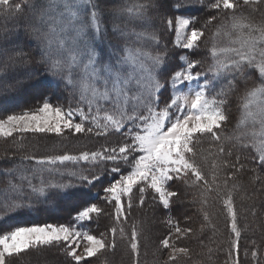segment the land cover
Returning <instances> with one entry per match:
<instances>
[{"label": "snow or ice", "instance_id": "snow-or-ice-1", "mask_svg": "<svg viewBox=\"0 0 264 264\" xmlns=\"http://www.w3.org/2000/svg\"><path fill=\"white\" fill-rule=\"evenodd\" d=\"M159 2L135 0L112 10L117 19L126 18L123 27L113 23V31L125 40L123 46H114L117 58L113 61L105 60L95 45V40L107 31L104 9L97 0H24L36 22L32 31L39 41L46 70L53 77H59L65 87H71L78 101L74 109L65 110L44 102L35 111L7 115L6 119H0V137H11L17 132L61 136L68 130L105 137L110 133L118 134L120 139L116 146H105L99 151L21 157V166L7 173L9 178L0 188V209L12 214L28 207L34 198L46 197L51 189L67 193L76 186L70 182L45 181V172L66 174L79 184L91 185L102 178L100 173L89 170L86 175L79 169L65 173L60 166L111 162L109 172L115 175L103 191L105 203L111 205L112 211L106 214L113 220V226L99 235L72 224L16 226L0 233V264H10L9 258L30 248L51 246L61 247L66 258H70L66 264H82L88 258L103 255L105 250H115L118 239H126L134 257L133 264H140V231L135 223L129 233L123 226L133 207L134 191L140 206L150 192L153 201L170 209L174 200L179 201L188 194L189 187L201 188V211L207 204L208 192L215 190L221 196L231 233L225 256L228 264H241L242 231L233 199V190L239 185L233 183L229 188V181H234L245 165L241 163L239 151L234 161L230 159L233 148L253 149L256 153L253 159L264 166V22H252L241 10L249 6L252 12H258L264 0H212L209 7L218 10V14L212 15L200 28L192 18L166 19L167 27L175 28L177 43L189 50L200 47L209 24L221 21L207 50L212 62L206 71L193 72L201 61L184 57L179 69L167 74L166 53L151 50L158 47L160 40L159 35L150 30L149 9ZM23 10L22 4L15 0H0V18H15ZM129 22L142 24V30L129 28ZM221 33L228 42L226 45L216 42ZM129 37L134 40L129 41ZM252 71L258 73V82L248 87ZM238 77H243L245 91L240 97L237 131L231 137H222V128L229 120L228 97L235 90ZM224 78L228 87L213 94L216 82ZM169 89L171 94L161 100ZM205 137L216 142L217 162L213 165L211 183L197 162V145ZM225 141H231V147L226 149ZM25 162H32V166L24 167ZM122 168L125 171L122 172ZM252 171L253 181L262 180L255 169ZM33 178H39L40 183L33 184ZM174 183L178 185L175 188ZM101 214H105L104 208L87 202L75 219L91 221ZM204 219L208 220L207 212ZM167 224L170 234L160 242L162 248L168 250L163 264H181L182 259H191V249L180 246L179 242L191 238L193 228H182L172 218ZM251 255L257 258L256 251Z\"/></svg>", "mask_w": 264, "mask_h": 264}, {"label": "trees", "instance_id": "trees-1", "mask_svg": "<svg viewBox=\"0 0 264 264\" xmlns=\"http://www.w3.org/2000/svg\"><path fill=\"white\" fill-rule=\"evenodd\" d=\"M104 1L107 0H97L101 6ZM124 1L125 5L135 2V0ZM15 2L22 4L23 12L15 18H0V27L4 29L0 37V47L11 46L6 50L3 49L4 51H0V68H3V72L0 73V119L11 114L35 111L44 102L61 106L65 110L69 107L76 108L78 96L73 93L71 87H65L60 82L59 77H53L46 70V65L42 61L39 41L32 31V27L36 22L28 11V5L24 3V0H15ZM211 3L212 0H160L157 6V14H155L159 19V23H154L151 12L153 10L152 8L149 9L150 30L155 31L160 40L158 47H153L151 50L166 53L164 65L166 74L179 69L182 65L183 56H187L190 60L201 61V64H197L196 68L193 69V72L206 71L211 64L212 61L207 50L212 45L213 34L221 23L219 19L208 25L205 36L201 38L200 47L190 52L182 51L175 46L174 35L165 22L168 16L174 18L175 15H185L192 18L195 26L200 28L212 15L218 14V10L209 7ZM113 5L115 6L114 3ZM163 5L165 6L163 7ZM177 5H179V8H177ZM108 6L111 8L112 4ZM258 7L260 11L252 12L249 6H244L241 14L250 17L252 22L260 24L264 22V4ZM103 9L104 27L107 31L102 37L95 40V45L98 51L104 54L105 60L111 58L114 61L117 58V49L114 46H123L125 40L113 31L109 11ZM128 27L141 31L143 26L137 22H129ZM132 40H134V37H129V41ZM17 42L24 45L19 51L12 47ZM216 42L218 45L228 43L223 33L216 37ZM135 46L139 47L140 45L136 44ZM145 47L150 46L145 45ZM3 52L4 55H2ZM17 52H22L23 55L17 57L15 56ZM7 57L13 59L8 60ZM13 63L18 64L16 68L11 70ZM257 76L258 73L252 71L251 78L247 81L248 87L258 82ZM222 87H228L227 78L216 82L213 94ZM244 91L243 77H238L236 88L230 92L228 97L226 111L229 120L226 126L222 128V137H231L237 131L236 124L240 116V97ZM170 94L171 90L169 89L161 97V100L167 99ZM85 111H87L86 108ZM119 139L118 134L113 135L110 133L108 137H105L96 136L94 133L75 134L70 131L61 136L25 134V136L5 138L0 141V188L5 186L9 178L7 173L21 166L20 160L23 156L46 157L66 153L79 154L82 151H99L105 146H116ZM224 143L226 149L231 147V141H225ZM215 145L216 142L207 137L203 138L201 143L197 145L199 149L197 162L202 167L210 183L213 165L217 162ZM237 151H239L241 163L245 167L237 173L234 181H229V188L233 183L239 185L237 189L233 190V199L238 214V225L242 231L240 260L241 264H264V166L253 159L256 153L251 148H240L239 150L233 148L231 160H235ZM23 166L30 168L32 162H25ZM112 166L111 162L98 163V165L91 163L88 165H68L67 168L60 166L61 171L65 173L77 169L83 171L86 175L89 174V170L100 173L102 178L91 185L79 184L75 178L66 174L62 176L57 172L43 173L45 181L51 183L70 182L76 186L67 193L62 190L51 189L46 197L34 198L28 207L12 214L0 209V233L13 230L16 226H31L33 224H72L74 226L78 211L82 210V206H87V202L97 203L98 206L105 209V214H101L100 217L91 221H86V227L92 234L96 235L107 232L113 226V220L106 213L111 212L112 209L111 205L105 203L103 189L115 175L109 172ZM253 169L256 170L262 180L253 181ZM121 171L123 172L125 169L122 168ZM229 171H234V169H229ZM12 178L15 180V177ZM39 183V178H33V184L38 185ZM177 186L175 183L173 184V188ZM186 191L188 194L179 201L174 200L170 209H164L159 202L153 201L150 192L146 195L144 205L140 206L137 194L134 191L133 207L128 221L123 226L125 232L129 233L130 226L135 223L140 231V264H163L167 260V258L165 259L166 251L162 248L160 242L170 234V227L167 224L169 218L177 221L182 228L190 226L194 230L191 238L179 242L180 246H187L191 249V259H182L181 264H228L225 252L231 239L230 221L221 196L215 190L208 192L206 194L207 204L201 211V188L189 187ZM204 212H207L208 220L204 219ZM154 216V223L157 224H148L149 218L152 219ZM202 226L203 231L201 232ZM156 232L158 240L154 237ZM253 241L255 244L252 243ZM252 251L257 252L256 259L252 258ZM52 252L57 261H61L62 264H66V260L70 259L66 258L61 247L51 246L31 248L18 256L9 258L10 264H39L38 255L46 257ZM133 259V254L126 239H118L115 250H105L103 255L92 259L91 264H133Z\"/></svg>", "mask_w": 264, "mask_h": 264}, {"label": "rangeland", "instance_id": "rangeland-1", "mask_svg": "<svg viewBox=\"0 0 264 264\" xmlns=\"http://www.w3.org/2000/svg\"><path fill=\"white\" fill-rule=\"evenodd\" d=\"M113 3L115 4V6L113 5ZM109 4H112V7L110 8L108 5ZM102 6H103V8H105V9H107L108 11H109V14H110V16H111V23L113 24L114 22L115 23H119L121 26H124V23L126 22V18L125 17H120L119 19H117L116 17H114L113 15H112V10H114V9H119V8H122V7H124L125 6V1L124 0H107V1H104V3L102 4ZM165 5H163V7H164ZM110 8V9H109ZM168 9V8H167ZM152 10L153 11H151L152 12V17H153V21H154V23H159V19L156 17V15L155 14H157L156 12H157V6L156 7H154V8H152ZM180 16H183V17H185V18H189L188 16H185V15H175L174 16V18H178V17H180ZM173 17H170V16H168L166 19H172ZM109 21V20H108ZM141 26V25H140ZM192 27V25H190L189 26V28H191ZM3 28L2 27H0V37L2 36V34H3ZM169 30L173 33V35H174V44H175V46L177 47V48H179L180 50H182V51H191V50H189V49H184V48H182L178 43H177V38H176V32H175V28L173 27V28H169ZM24 45L23 44H21V43H14L13 45H12V47H14V48H16V50H20L22 47H23ZM9 47H11V46H9V45H5L4 47H0V50H6V49H8ZM2 55H4V52L2 53ZM16 56V55H15ZM19 57V56H18ZM184 57H187V56H183L182 57V64L184 63V60H183V58ZM188 58V57H187ZM17 64L18 63H13V67L11 68V70H13L14 68H16L17 67ZM20 64V63H19ZM30 90V89H29ZM32 90H34V88H32ZM28 112H31V111H28ZM19 114H21V113H19ZM19 114H17V115H19ZM7 118V116L6 117H3L2 119H6ZM79 119V117H77L76 118V120H78ZM78 122V121H77ZM67 132H69L68 130H66L64 133H67ZM25 134H51V135H56L55 133H47V132H44V133H38V132H24V133H20V132H17V133H14L13 134V136H19V135H22V136H25ZM12 137V136H11ZM7 138H9V137H7ZM6 138V139H7ZM3 139H5L4 137H0V141L1 140H3ZM155 219V216H154V218H152L151 219V217L149 218V221H148V224H153L154 223V220ZM86 221H77L76 219H75V224H74V226L75 227H78V228H81V229H83V230H88V228L86 227V223H85ZM154 224H157V223H154ZM90 231V230H89ZM157 231V230H156ZM158 234H157V232L155 233V235H154V237H155V239H157V236ZM167 237V236H166ZM165 237V238H166ZM172 239L173 240H175V236H173L172 237ZM158 240V239H157ZM31 249V248H30ZM30 249H28V250H30ZM165 251H166V255H165V259L167 258V252H168V250L167 249H165ZM38 257H39V264H62V262L61 261H57V259H56V257H55V255H54V253L52 252L50 255H48V256H46V257H42V256H40V255H38ZM94 258H97V257H92V258H88V260H86V261H84V262H82V263H85V264H91V260L92 259H94ZM63 259V258H62ZM48 260V261H47ZM56 260V261H55ZM55 262H58V263H55Z\"/></svg>", "mask_w": 264, "mask_h": 264}]
</instances>
